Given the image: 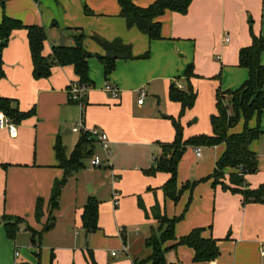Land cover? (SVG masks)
Segmentation results:
<instances>
[{
    "label": "crops",
    "instance_id": "crops-1",
    "mask_svg": "<svg viewBox=\"0 0 264 264\" xmlns=\"http://www.w3.org/2000/svg\"><path fill=\"white\" fill-rule=\"evenodd\" d=\"M153 1L134 0L141 7ZM263 14L264 0H192L185 14L166 10L160 15L157 19L161 22L162 38L150 40L137 27H127L116 0H0V22L6 16L20 21L23 26L39 25L44 28L42 54L49 60L52 47L60 45L62 35L65 37L63 45H73L72 33L65 30L68 27L82 29L85 35L84 48L93 55L105 53L103 47L92 38L94 35L108 41L120 39L131 45L134 56L143 55L147 51L149 53L147 58L116 60L115 68L108 77H104L103 67L95 56L88 58L91 84L83 104H80L71 98L68 91L70 82H78L73 65L54 63L49 76L35 77L27 30L23 27L13 29L3 47L0 39V97L9 99L12 108L32 112L30 116L14 123L17 128L15 137H10L5 129L0 130V264H37V259L28 247L30 235L22 237L23 231H19L14 239L8 238L3 218L19 217L22 219L20 227L24 225L28 230L41 231L48 218L53 184L64 175L53 149L57 138L69 153L80 136V133L72 131L74 125L82 123L85 130L96 128L104 131L109 141V152L105 154L94 141L95 153H103V160L107 161L116 182L121 185L123 177L118 174L114 156L116 158L119 152L130 146L142 145L150 154L144 156L140 163H145L146 157L154 161L157 159L154 153L160 154V145L172 142L175 135L169 117L176 119V111L168 108L170 113L166 115L154 111L152 99H149L151 101L148 104L145 99L137 103L138 94L143 91L138 90L144 88L149 96L156 98V104H160L162 100L157 93L162 89L167 96L170 86H178L180 81L186 83L183 74L178 79V73L192 61L195 76L190 78V83L196 92L197 104L195 83L203 76L213 75L219 65L236 66L239 49L251 43L249 21L253 23L254 33L264 37ZM260 62L264 65V51L260 54ZM233 68L223 69L221 74L235 72ZM107 83L118 89V98H112L105 90ZM211 87L213 90V83ZM172 102L180 106L178 102ZM211 109L213 113L216 112L215 97L211 101ZM241 129L242 120L230 132H240ZM183 138L187 137L183 135ZM258 139L249 144V149L258 161L257 171L245 175L247 188L251 189L264 184V161L260 163L259 155L255 152L257 146H260ZM189 147L193 151V159L203 156L202 148L213 150L195 165L193 178L199 179L213 172L225 146H199L200 156L194 153L196 146H188L186 150ZM180 163L181 160L178 165ZM138 165L142 164H136L128 171L132 175L129 192L151 230L157 226L151 214L154 205H159L160 214L178 216L183 212L191 194L188 209L174 226L176 237L187 234L195 227H203L202 235L216 239L219 248V255L214 262H195L192 248L184 245L171 248L173 242L166 241L163 247H168L164 252L167 264H264L261 256V246L264 245V203L243 204L239 193L224 190L219 184L214 188L208 187L212 179L199 182L191 192L183 191L179 200L173 202L164 197L161 189L169 174H161L160 179H152ZM232 171L231 168L224 170L225 180H228ZM183 175L179 181L184 179ZM182 183L176 179L178 188ZM148 184L154 188L148 186L146 189ZM39 198L43 201V215L37 220L34 211ZM139 199L148 211L147 216L138 206ZM114 205L117 208V203ZM82 209L83 206L74 210V227L82 228ZM55 225L56 220L53 228ZM206 227L209 229L205 230ZM100 230L101 225L96 231ZM125 233V228L123 233H119L117 228L116 234L120 237ZM74 235L77 236L76 231ZM18 245L21 246V252L15 256ZM149 254L148 248L139 259L134 257L132 262L130 258V264L146 259ZM39 264H47L44 254Z\"/></svg>",
    "mask_w": 264,
    "mask_h": 264
},
{
    "label": "trees",
    "instance_id": "trees-1",
    "mask_svg": "<svg viewBox=\"0 0 264 264\" xmlns=\"http://www.w3.org/2000/svg\"><path fill=\"white\" fill-rule=\"evenodd\" d=\"M120 7V15L125 19L127 27L135 26L139 31L146 34L150 40L161 39V22L157 19L166 10L185 14L192 0H154L145 7L138 6L134 0H116ZM87 12V9H86ZM90 13V11H88ZM264 24V14L261 17ZM25 28L30 56L33 64V75L35 77H47L50 75L51 67L54 63L59 65L71 64L74 67L78 81L91 84L88 77V58L95 56L103 67L104 77L114 70L115 62L118 59L147 58L148 51L143 55L134 56L131 45L123 43L120 39L108 41L100 36L92 38L103 47L105 53L102 55L91 54L84 48L83 40L85 38L81 28L68 27L65 30L72 33L73 45H58L52 47L50 60L42 54L43 42L45 40V30L39 25L23 26L18 20L3 16L0 22L1 47L5 46L10 32L15 28ZM264 51V37L251 32V43L241 47L238 52V66L247 69L248 78L241 86L234 90L215 92L216 112L210 115V134H199L192 137L183 138V127L179 120L170 118L175 130L174 139L170 143H163L162 153L154 160L153 168L143 169L145 175H154L156 171H164L169 174L161 189L164 197L177 202L180 195L185 190L190 192L199 181H186L181 187H177V165L188 146H214L224 144V150L216 161L213 172L207 176L212 179V185L219 184L222 189L232 193H239L242 196V203L258 202L264 203V184L255 189L247 188L245 175L255 173L258 168V161L249 149V144L264 133L259 124L250 127L249 120L256 116L259 120L264 110V65L260 62V54ZM186 81V89H182L175 84L168 90L169 99L180 104V116L191 108L196 99V92L190 83V78L194 77L193 64H188L183 72ZM227 98V99H225ZM0 110H2L14 123L28 117L32 112H21L17 108L10 106V100L0 97ZM242 120V129L240 132H230ZM94 139L89 137L88 133H80V136L73 147L67 153L66 147L59 138L56 139L53 149L58 166L63 169L64 175L60 180L54 182L49 198L48 221L43 225L40 232L32 229V243L35 244V235L45 232L53 227L55 218L52 212L58 207V200L61 189L66 181V176L72 170L85 167V161L95 154ZM231 168L233 171L229 174V182L220 180L224 175V170ZM191 201V194L183 209L178 216L167 217L160 214L159 205L151 208V214L157 221V226L151 230V234L145 240V245L150 249L149 256L134 264H167L164 252L168 247H163L166 241H172V247L184 245L194 251L193 261L214 262L219 255V248L216 239L204 237L202 235L204 228L195 227L187 234L176 237L174 226L180 221ZM43 201L37 199L34 216L38 220L43 215ZM138 206L147 216L142 201L138 200ZM99 201L95 197H89L84 204L81 213V226L87 232L98 230ZM22 219L19 217L5 216L3 225L9 238L14 239L20 228ZM40 244V241H39ZM53 258V255H52Z\"/></svg>",
    "mask_w": 264,
    "mask_h": 264
},
{
    "label": "rangeland",
    "instance_id": "rangeland-1",
    "mask_svg": "<svg viewBox=\"0 0 264 264\" xmlns=\"http://www.w3.org/2000/svg\"><path fill=\"white\" fill-rule=\"evenodd\" d=\"M248 29L251 36V32L254 33L252 21L248 22ZM190 63L193 64L192 61ZM184 68L182 72L180 71L181 73H178V79L181 78ZM230 68L236 69V71L230 73L224 72L221 74L223 69ZM247 78L248 73L246 69L239 68L238 61L236 66L224 67L219 65L213 75L203 76L198 83H195L198 93L197 104L195 102L193 108L186 110V112H188H185L181 116L180 106L173 103L169 99L168 94L165 96L162 89L157 93L160 100H162L160 104H156V98L149 96L147 94L148 91L144 88L138 91L143 90L146 95L144 99L147 104L151 101L149 99L153 100L154 111H160L164 115L170 113L168 108H172L173 111H176L175 118L179 119L183 127V135L189 138L194 135L209 134L211 130L209 116L213 113L211 101L213 102L216 90L220 89L221 91H225L227 89H237ZM211 83H213L214 86L213 90ZM178 86L182 89H186L185 82L180 81ZM249 123L253 126L259 124L260 129L264 131V110L259 120H257L256 116H253L249 120ZM197 130L199 131L196 132ZM258 138L260 146H257L255 152L259 155L258 159L261 163V161H264V156H260L264 155V133ZM191 151L192 149L189 147L185 150L183 157L180 159L181 165H178L176 178L178 183H180V181L185 183L186 181L192 182L201 180L200 182H206L209 180L207 178L208 175L199 179H194L193 173L195 165L206 158L213 150L210 148H202L203 156L201 158L194 157V159ZM160 153H162V147ZM149 154L150 151L147 152L142 145L130 146L129 149L126 148L123 152H119L116 158L113 154L115 167L119 169L118 174L123 177L121 185L116 182L117 180H115L114 173L110 166L106 163L103 164L104 162H102L101 166L95 167L90 165V159H88L85 161V167L70 171L61 189L58 207L51 215L54 216L56 220L55 227L35 235V244L31 241L33 237L27 226H21L22 229H19L16 233L17 235L19 231H23L22 237L30 235L28 247L30 248V253L37 259V264L40 263V260L42 262L43 254L45 255L47 264H130V258H132V262L135 258L139 259V257L148 250L145 245V237H147L148 234L150 235L151 226L143 219L140 210L137 208V204H135L133 197L130 195L129 190L131 188L132 175L129 174L128 171L136 164H142L138 165L141 166L140 169L153 168L154 165L152 164L155 162L147 159L148 157H146L145 163H140L143 157ZM154 154L155 158L158 157L157 152ZM99 156L102 159L104 157L102 152ZM186 172H188V174L186 178H184ZM161 174L168 173L159 170L156 171L154 175H151V178L160 179ZM181 175H183L184 179L179 181ZM220 180L231 184L229 180H225L224 175ZM89 184L92 188L91 191H89ZM148 186L154 188L153 185L148 184L146 189ZM208 187L214 188L212 181H210V184L208 183ZM88 196L95 197L99 201L98 224L102 226V230L95 231V233L91 232L90 234L81 227H74L73 225L74 210L84 206L89 198ZM141 197L143 198V196ZM203 197H199L198 199H203ZM114 200L117 202V208H115ZM205 201L206 198L204 197V202ZM118 209L120 212H118ZM48 216H50L49 210ZM120 227L126 229V233L123 237L116 234L117 228ZM207 229L209 228L206 227L205 230ZM75 231L77 236L74 235ZM228 231L229 229L227 232ZM94 235L96 237V242L93 241ZM17 250L20 254V245H18ZM112 252H114L115 255H112ZM137 261L139 262L140 260Z\"/></svg>",
    "mask_w": 264,
    "mask_h": 264
},
{
    "label": "built area",
    "instance_id": "built-area-1",
    "mask_svg": "<svg viewBox=\"0 0 264 264\" xmlns=\"http://www.w3.org/2000/svg\"><path fill=\"white\" fill-rule=\"evenodd\" d=\"M89 89V84L82 83V82H70L68 85V91L71 95V98L76 101L77 103L83 104V100L85 98L86 92ZM105 90L109 93V95L116 99L118 98V89L112 85L111 83H107L105 85ZM137 103H142L145 93L143 91H140L138 94ZM7 130L10 137H15L17 133V128L12 121L11 118H9L2 110H0V130ZM72 131L76 133H88L89 137L93 138L99 145V147L102 149V151L105 152V154H108L109 152V141L107 138V135L104 131H100L99 129H90L85 130L82 126V123H78L77 125H74L72 127ZM194 153L196 156L201 155V147L196 146L194 148ZM102 162L106 163V160H103L98 154H94L90 158V165L99 167L101 166ZM103 163V164H104ZM116 200H114V204H116ZM19 229H22L20 227ZM124 228L120 227L118 228L119 233H123ZM125 251V250H124ZM18 255V252L15 251V256ZM112 255H115L114 252H112ZM261 256L264 259V245L261 246Z\"/></svg>",
    "mask_w": 264,
    "mask_h": 264
},
{
    "label": "water",
    "instance_id": "water-1",
    "mask_svg": "<svg viewBox=\"0 0 264 264\" xmlns=\"http://www.w3.org/2000/svg\"><path fill=\"white\" fill-rule=\"evenodd\" d=\"M64 35L61 36V41H60V45L64 44ZM91 190V187H89V191ZM27 264V263H26Z\"/></svg>",
    "mask_w": 264,
    "mask_h": 264
}]
</instances>
